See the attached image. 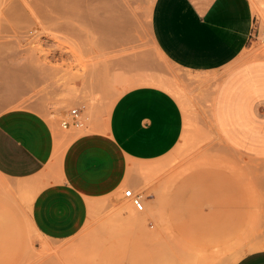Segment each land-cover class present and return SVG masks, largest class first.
Returning <instances> with one entry per match:
<instances>
[{
	"label": "rangeland",
	"instance_id": "1",
	"mask_svg": "<svg viewBox=\"0 0 264 264\" xmlns=\"http://www.w3.org/2000/svg\"><path fill=\"white\" fill-rule=\"evenodd\" d=\"M66 2L75 8L66 6L57 22L42 6L28 10L24 0H0V113L40 114L54 130L57 158L72 136L103 131L117 98L141 87L138 81L173 77L178 95L142 87L178 102L183 135L164 157L131 165L133 181L90 202L84 227L63 241L43 238L31 224L32 182L0 176V264H232L263 250L257 248H264V161L229 148L213 121L215 92L228 68L195 72L170 63L151 36L153 0ZM258 2L264 26V0ZM82 12L93 20L79 18ZM97 20L105 23L96 28ZM249 52L247 60L264 59V45L253 43ZM75 108L82 127L62 129ZM127 188L141 195L142 212L123 197Z\"/></svg>",
	"mask_w": 264,
	"mask_h": 264
},
{
	"label": "crops",
	"instance_id": "2",
	"mask_svg": "<svg viewBox=\"0 0 264 264\" xmlns=\"http://www.w3.org/2000/svg\"><path fill=\"white\" fill-rule=\"evenodd\" d=\"M260 10L258 0H153L150 31L155 46L177 67L228 68L214 96L215 128L229 148L264 161V59L247 60L262 27ZM104 127L72 136L56 158L54 130L40 114L0 113V176L32 182L29 217L43 238L76 236L90 202L133 181L131 165L158 160L177 146L184 116L167 92L138 87L117 98ZM257 249L263 250L237 256L232 264H264V248Z\"/></svg>",
	"mask_w": 264,
	"mask_h": 264
},
{
	"label": "bare ground",
	"instance_id": "3",
	"mask_svg": "<svg viewBox=\"0 0 264 264\" xmlns=\"http://www.w3.org/2000/svg\"><path fill=\"white\" fill-rule=\"evenodd\" d=\"M68 1V0H67ZM76 1V0H75ZM78 1H81V2H85L86 0H77V2ZM100 1V0H99ZM91 2V1H90ZM71 3V2H70ZM67 4V5H66ZM73 4H75V6L77 5L78 6V4H82V3H76V2H74ZM24 5H25V9H31L34 5L36 6V5H39V7H43L48 13L49 12H51V15H50V18H51V16L54 18V16H56V18H54L55 19V21H57L56 19H57V17H62V16H64V15H66L67 13H66V11H65V9H66V6H68V11H69V9L71 8V9H74L75 7H72V6H74V5H70L69 3H67L66 2V0H24ZM31 5H33L32 7H31ZM69 5H70V8H69ZM106 5V4H105ZM80 6H82V5H80ZM17 7V6H16ZM39 7H37L38 9H41V8H39ZM83 7V6H82ZM82 7H80V8H82ZM37 8H35V9H37ZM44 10V11H45ZM84 10V9H83ZM109 10V9H108ZM40 11V10H39ZM43 11V10H42ZM65 11V12H64ZM71 11V10H70ZM72 11H75V10H72ZM82 11V10H81ZM92 11H94V10H92ZM46 12V13H47ZM84 12V11H83ZM82 12V14L79 16V18H81V19H84L86 22H91L93 19H91L92 18V16L91 15H89V14H87V13H83ZM86 12H88V11H86ZM96 12V11H95ZM116 12V11H115ZM43 13V12H42ZM45 13V12H44ZM43 13V14H44ZM45 13V14H46ZM89 13V12H88ZM102 13V12H101ZM100 13V14H101ZM119 13V12H118ZM64 14V15H63ZM111 14V13H110ZM114 14V13H113ZM112 14V15H113ZM48 16H49V14H47ZM93 15H95V14H93ZM115 15V14H114ZM113 15V16H114ZM67 16H69V15H67ZM75 16V15H74ZM74 16H72V17H74ZM99 16V15H98ZM109 16H111V15H109ZM117 16H118V14H117ZM52 18V19H53ZM59 18V19H60ZM116 18V17H115ZM117 18H119V17H117ZM116 18V19H117ZM62 19V18H61ZM75 19V18H74ZM99 19V18H98ZM114 19V18H113ZM72 21V20H71ZM104 21V20H103ZM101 22L100 23V20H97V21H94L93 23L95 24V27L96 28H99V26L97 27L96 25H103L105 22ZM58 22V21H57ZM77 22H79V19H78V21ZM66 23V22H65ZM76 23V22H75ZM107 23V22H106ZM119 23V25H120V23L121 22H117V24ZM93 24V25H94ZM61 25V24H60ZM74 25V24H73ZM81 25V24H80ZM82 25H83V23H82ZM109 25V24H108ZM67 26V25H66ZM70 26V25H69ZM84 26H85V23H84ZM83 26V27H84ZM105 26H107V24H105ZM104 26V27H105ZM110 26V25H109ZM71 27V26H70ZM73 27V26H72ZM88 27H89V25H88ZM92 27V26H91ZM111 27V26H110ZM113 27V26H112ZM84 28H86L87 29V27H84ZM90 28V27H89ZM88 28V29H89ZM102 28V27H101ZM107 28H108V26H107ZM74 29V28H73ZM72 29V30H73ZM91 29V28H90ZM111 30H113V32L112 33H114V28L113 29H111ZM76 31V30H75ZM75 31H73V32H75ZM106 31V30H105ZM109 32H110V30H108ZM120 31V30H119ZM122 31V30H121ZM78 32H80V31H78ZM77 32V33H78ZM116 32V31H115ZM117 34V32L116 33H114V37H115V35ZM119 36V35H118ZM100 49V48H99ZM61 51V50H60ZM98 51V50H97ZM100 51V50H99ZM105 55V54H104ZM96 56V55H95ZM100 56H101V54H100ZM99 55H97L96 57H100ZM61 64H63V63H61ZM99 65V64H98ZM67 68V67H66ZM87 75V74H86ZM13 77V76H12ZM122 77V76H121ZM95 78V77H94ZM120 78V77H119ZM156 78H160V77H148V78H143L142 80H140V81H138L137 82V86L138 85H150V86H154V87H157V88H161V89H164V90H166V91H168V92H171V93H173V94H175V95H178L179 93L177 92V89L175 88V89H172L170 86H172L171 84H172V78H170L171 80L170 81H168V82H171V83H167V81L166 82H164L163 80H160V79H156ZM89 79V78H88ZM174 79V78H173ZM168 80V79H167ZM14 82H15V85H18V81L17 80H14ZM94 84V83H93ZM177 84V83H176ZM68 85V84H67ZM88 86V85H87ZM141 86V87H142ZM173 86H175V85H173ZM136 88V87H135ZM77 93V92H76ZM92 93V92H91ZM83 95V94H82ZM181 96V95H180ZM179 96V97H180ZM86 97V96H85ZM82 98V97H81ZM181 98V97H180ZM85 99V98H84ZM87 101V100H86ZM181 102V101H180ZM86 104V103H85ZM91 104V103H90ZM58 135V134H57ZM31 228V227H30ZM51 248V247H50Z\"/></svg>",
	"mask_w": 264,
	"mask_h": 264
},
{
	"label": "built area",
	"instance_id": "4",
	"mask_svg": "<svg viewBox=\"0 0 264 264\" xmlns=\"http://www.w3.org/2000/svg\"><path fill=\"white\" fill-rule=\"evenodd\" d=\"M257 43L264 45V26L257 30L256 37L254 38ZM83 125L81 118V111L79 108L71 109L69 113V118L60 122L62 129L69 128H81ZM123 197L130 200L132 207L137 212H142L144 209L143 199L140 194H134L133 190L130 188L124 189L122 191Z\"/></svg>",
	"mask_w": 264,
	"mask_h": 264
}]
</instances>
